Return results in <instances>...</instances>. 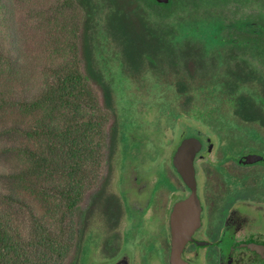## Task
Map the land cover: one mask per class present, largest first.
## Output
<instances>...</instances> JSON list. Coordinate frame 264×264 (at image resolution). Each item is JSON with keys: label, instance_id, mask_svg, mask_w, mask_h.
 <instances>
[{"label": "flooded vegetation", "instance_id": "obj_1", "mask_svg": "<svg viewBox=\"0 0 264 264\" xmlns=\"http://www.w3.org/2000/svg\"><path fill=\"white\" fill-rule=\"evenodd\" d=\"M59 2L133 89L75 264H264V0Z\"/></svg>", "mask_w": 264, "mask_h": 264}, {"label": "trees", "instance_id": "obj_2", "mask_svg": "<svg viewBox=\"0 0 264 264\" xmlns=\"http://www.w3.org/2000/svg\"><path fill=\"white\" fill-rule=\"evenodd\" d=\"M60 5L49 9L58 38L42 88L29 96L21 88L10 101V88H0V107L12 103L28 114L4 129L13 152L24 159L10 175L12 187L0 191V264H75L83 244L86 194L100 180L112 91L102 85V102L90 85L91 78L101 82L91 66L97 43L81 42L80 26L66 25L64 18L65 24L55 22V13L66 8ZM0 62L16 65L1 50Z\"/></svg>", "mask_w": 264, "mask_h": 264}, {"label": "rangeland", "instance_id": "obj_3", "mask_svg": "<svg viewBox=\"0 0 264 264\" xmlns=\"http://www.w3.org/2000/svg\"><path fill=\"white\" fill-rule=\"evenodd\" d=\"M75 1L80 6H83L81 5L83 2L87 3V0ZM53 3L54 0H0V50L2 54L8 55V57L11 56L16 64L14 66V64L9 65L5 62H0V88H10L8 91L13 92V94H10L11 96L8 95V97L12 98H8L7 101L17 97L21 88L26 90L28 96L33 91L39 92L42 88L47 64L49 63L50 65L51 48L58 38V29L55 30L54 22L49 17V9ZM119 14H121V10H118ZM122 22L129 24L125 20ZM107 47L109 46L107 45ZM106 52L108 57H103L96 52L93 58L96 62V67L100 66L99 71H101L102 79L111 83L113 87L111 90L112 98L115 100L114 107H117L115 115L117 122H119L120 112L126 109L125 98L132 97L133 89L129 83H127V88L117 89L120 86L119 82H115L119 74L118 62L113 60L110 52ZM109 59L110 62H108ZM83 63L84 71L86 72V62L83 61ZM148 80L150 78L142 81L146 90L144 93L149 97H154L150 93L153 90H149L150 81L146 82ZM89 81L98 91L102 100L101 87L93 78L89 79ZM3 105V107H0V191L8 192L14 184L10 175L24 157L13 152L11 148L12 138L8 137L4 129L16 117L26 119L28 114L26 111L17 109L15 104L5 103ZM114 121L115 118L110 121L109 125ZM9 202L10 200L7 199V205Z\"/></svg>", "mask_w": 264, "mask_h": 264}, {"label": "water", "instance_id": "obj_4", "mask_svg": "<svg viewBox=\"0 0 264 264\" xmlns=\"http://www.w3.org/2000/svg\"><path fill=\"white\" fill-rule=\"evenodd\" d=\"M159 1H164V2H167L168 0H159Z\"/></svg>", "mask_w": 264, "mask_h": 264}]
</instances>
